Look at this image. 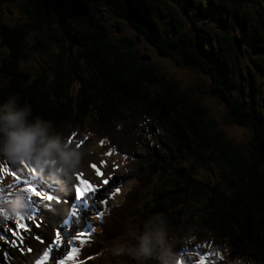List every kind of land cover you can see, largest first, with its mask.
I'll use <instances>...</instances> for the list:
<instances>
[{"label": "trees", "instance_id": "16d2710c", "mask_svg": "<svg viewBox=\"0 0 264 264\" xmlns=\"http://www.w3.org/2000/svg\"><path fill=\"white\" fill-rule=\"evenodd\" d=\"M150 1L165 5L163 13L174 16L164 0H0V103L13 97L17 106L27 105V120L46 121L47 134L68 144L96 135L95 147L105 154V166L118 169L120 183L111 185H125L117 188L118 201L104 208L98 204L103 211L90 214L88 235L72 240L77 252L71 264H135L126 255L112 256L109 247L134 242L130 230L154 214L167 225L181 264H201V256L203 264H264V99L257 106L242 96L240 83L247 75L239 66L243 55L232 43V37H239L223 36L216 43L210 36L193 42L189 34L184 38L175 30L171 35L169 30L177 24L170 18L163 28L153 26ZM177 1L180 6L191 4ZM204 2L217 6L221 14L226 7L229 13L221 20L234 23L251 20L249 13H242L247 3L258 6L262 16L253 30L258 31V47L249 36L247 41L264 55L261 0ZM92 3L117 16L115 30L126 19L135 27L144 26L138 39L153 43L160 55L201 69L211 67L216 92L229 101L233 123H247L255 131L251 148L228 138L200 98L142 59L145 55L132 51L138 39L114 38L110 26L92 13ZM133 6L142 9L138 8L141 17L133 13ZM5 9L15 10L17 17L6 20ZM145 9L150 13H143ZM33 55L39 62H28ZM261 61L264 56L252 63L264 74ZM30 161L0 158V168L10 172L9 163H16L18 172L23 162L27 171ZM14 183L19 195L8 197L13 187L0 190V235L8 241H20L27 234L17 230L23 232L21 239L6 231L9 226L15 230V219L8 221L4 215L8 202L20 197L25 208L16 216L34 214L28 194H20L21 184ZM98 236L102 241L95 245ZM0 246L4 249L5 242Z\"/></svg>", "mask_w": 264, "mask_h": 264}, {"label": "rangeland", "instance_id": "374dc122", "mask_svg": "<svg viewBox=\"0 0 264 264\" xmlns=\"http://www.w3.org/2000/svg\"><path fill=\"white\" fill-rule=\"evenodd\" d=\"M144 1L146 2V0ZM165 1L171 7V9L168 11L174 16H166L162 11L164 8H166V6L163 5V8L162 5H160L158 2L153 3L150 1L149 3H147V7L151 9L153 14V26H159L163 28V26L166 25L167 20L172 18L171 23L177 24V26L169 30V33L171 35L175 34V30L182 33L184 35V38H187L189 34V38H191L193 42L198 39L201 40L204 36L205 38L210 36L211 39L215 38L216 43L218 42V39H221L223 36H238L239 39H236L237 43L234 42L235 38L232 37V43L235 47V52L240 54V56L243 55L240 59L239 66L243 74L244 72H246L245 75H247L245 79H241L240 83L242 85V96L247 104L253 103L250 93L254 92L253 89H255L258 85L261 90L259 95L264 99V74L259 71L258 68L255 67V65L252 63L253 61H256L258 63V59H260L261 56H264L261 52H258L257 48H255L254 45H252L253 42L256 43L258 41V31H253L256 27L255 21L259 20V18L262 16H258V6L256 7L252 3H247L248 6L243 7L242 13H249L250 15L246 16L251 17V20L249 21L244 19L243 21H241L240 19L237 21V23H234L232 21L224 22L221 20L222 14L228 15L229 13V10H227L226 7L221 14L220 12L216 11L217 6H204V0H200V2L198 3L200 6H197L195 4L193 6L191 5L196 0H190L191 4L185 2V5L183 4V6L178 5L176 3L178 2L177 0ZM261 2L264 7V0H261ZM90 9L92 13H94L96 16H99L106 25L110 26L109 29L112 30L114 38L122 39L124 37L129 38L131 36H134L137 40V36H142V33L139 32V30H142L144 26L139 24L138 27H135V25H131V23H129L127 19L121 20V22L118 24L119 29L115 30L114 26L116 25L115 22L117 16L111 14L106 6L95 4L93 5L92 3L90 4ZM135 10L141 17V12H139V9L135 7ZM248 10L250 12H248ZM5 11L6 14L4 15L6 16V20L17 17L18 13L15 10H12L11 12L10 10L5 9ZM232 11L234 10L230 9L231 13ZM147 12L150 13V11ZM200 12H203L205 16H201ZM235 12L236 11H234L232 14H234ZM143 13H145V11ZM229 23H233V26L229 27ZM247 36H249V39L251 41L253 40V42L249 43V41H247ZM256 46L258 47V43H256ZM130 49L132 51H138L141 54L145 55L146 57H142V59L145 58L149 61H152L155 65L159 66L160 69L165 72L170 78L176 79L179 85L182 88L186 89L189 93H191L193 97L200 98L201 103H203L209 109V114L211 115V117L216 120L218 124L217 126L222 128L228 138L233 140L235 143H239L247 150L251 148V135H253L252 129L247 123L237 125L231 120V108L227 101L222 98V93L216 92L215 86L218 87V85H216V81L212 79L213 71L211 70V67L206 65L208 69H205L204 66L203 69H201L200 66H193V64H190L187 61L181 62L176 58L160 55L157 50L158 48H156L153 43H150L144 39H138L134 47H131ZM175 54L179 55L178 52H175ZM29 60V63H37L39 62V56L37 57L36 55H33ZM205 61L207 64V60ZM261 62L263 63V61ZM258 98V95H253V99L256 101V104L263 103L262 99ZM257 106L260 105L258 104ZM96 140V135H90L88 140L86 141V144L82 145L78 150L81 151L82 156L86 155L88 157L96 158L97 160H99V163L101 164L100 170L102 171V173H104L105 175L108 173H112L113 179L108 185H104L100 188V190H98V198L90 200V207L87 212V221L83 220L82 217H77L76 219L79 221V225L67 226L65 228V231L61 235V244L59 248L51 249L49 251L48 257L42 260L41 257L44 256V249L48 247V244L51 241L50 239L49 241L43 243L39 241L33 243V241L35 240V237L41 232L45 236L51 238L53 232L56 230L57 224L59 223V219H57L56 221H50L47 218L37 216L36 220L42 221V227L36 228L34 225L30 224L29 227H26L22 230L27 233L26 237L18 241L16 246H11L10 243H5L6 247L4 249L3 246H0V264H37L38 261L39 264H57V261H63V264H71L69 262L71 257L65 260V256L70 252L71 248L75 247L71 240H75L76 242L80 241V238L76 237L77 232H89L88 230L83 229L86 226L88 227V229H91L88 226L89 224H91V222L89 221L90 213L93 216L99 215L100 213L98 214L97 210L103 211L104 207L111 204V200L117 202L118 191H116V189L118 187L119 189H123V187L125 186L122 184L112 188L111 185H117L120 183V180L117 178L118 169L113 165L105 166V164L108 162L107 158L105 154H101L99 146L95 147ZM76 142L77 141L70 142L74 144L72 147H77ZM100 160L103 163H101ZM30 164L31 167L29 168V170H32L35 173L34 176H31L33 183L35 185L36 183L43 185L44 188L48 190V194H52L54 196H67L69 194H74L71 184L69 183V180L73 179L74 172H66L64 174H59L57 178H52L48 175L46 169L38 168L32 160L30 161ZM109 167H113L114 171H108L106 168ZM77 171L81 172V166ZM7 173H9L7 169L2 170V168H0V190H3L7 187H13L14 192L9 194L8 197L19 195L17 190L18 184H15L10 174ZM75 182L76 181H74V183ZM3 183L6 184L4 185ZM19 186H21L20 194H23V185L21 184ZM99 200H105L106 203L101 204ZM49 203L51 202L40 200L39 206L41 209H43L44 205ZM92 205H94V208L92 207ZM70 206V203L59 204V207L65 209V211H67ZM68 218L70 219L71 217L69 216ZM100 239H102V237L98 236L94 240V244L97 245V243H100L102 241ZM56 252H59V254L56 255Z\"/></svg>", "mask_w": 264, "mask_h": 264}, {"label": "clouds", "instance_id": "9594fccd", "mask_svg": "<svg viewBox=\"0 0 264 264\" xmlns=\"http://www.w3.org/2000/svg\"><path fill=\"white\" fill-rule=\"evenodd\" d=\"M29 111L27 105L17 106L13 97L0 103V158L31 159L52 178L77 171L82 163L81 152L59 136L48 135L46 121L39 117L27 120ZM24 208L21 198L15 197L8 202L4 215L8 221L14 220L17 213L23 214ZM160 217L154 214L144 219L138 228L130 230L134 242L115 243L109 247L110 254L126 255L135 264L149 260L155 264H177L167 225Z\"/></svg>", "mask_w": 264, "mask_h": 264}, {"label": "snow or ice", "instance_id": "6c2138e0", "mask_svg": "<svg viewBox=\"0 0 264 264\" xmlns=\"http://www.w3.org/2000/svg\"><path fill=\"white\" fill-rule=\"evenodd\" d=\"M9 163V162H8ZM103 163V162H101ZM12 165V169L9 173L15 177L14 182L22 184L23 190L28 194V199L32 201L33 208L31 211L34 213L33 215H17L15 217V230H13L12 226H9L6 231H10L13 237L23 238V232L17 230H23L29 226V224L34 225L36 228L42 227V221H37L36 217L47 218L50 221H56L59 219V223L56 226V230L53 232L52 237L45 236L42 232L35 237L36 241L41 243L49 241L48 247L44 249V256L41 259H46L48 257L49 251L51 249H58L61 244V235L65 231V228L69 225H79V221L76 219L77 217H82L83 220L87 221V212L90 207V200L98 198V190L104 186L108 185L110 181L113 179L112 173L104 174L102 171L96 166V164H91V169L94 170V174L96 179L95 183L89 182L86 177V174L83 172H74L73 179L76 181L71 185L73 189V194H69L67 196H54L52 194H48V190L44 188L43 185H40L38 188L30 179L31 176H34L35 173L32 170L25 171L26 165L23 162H19V165L24 166L20 168V170L16 171V163H9ZM119 191V189H116ZM36 198L39 200L51 202L49 204H45L44 208L41 209L39 203ZM101 204H105V200L100 201ZM70 203V207L65 211V209L60 208L59 204ZM94 208V205H92ZM99 214V210H97ZM71 217L70 219L68 217ZM22 220H26L29 224L22 223ZM51 226V225H50ZM87 232H77L76 237L81 238L87 236ZM0 241H4L5 243H10L12 246H16L18 243L17 239H12L11 241L6 240L4 235H0ZM81 243L83 240L81 239ZM77 252L76 248H72L70 252L65 256V260L70 258ZM59 252H56L58 255ZM204 262V257L201 256V264ZM39 264V261L37 262ZM57 264H63V261H57ZM177 264H181V261L178 259Z\"/></svg>", "mask_w": 264, "mask_h": 264}, {"label": "bare ground", "instance_id": "6f19581e", "mask_svg": "<svg viewBox=\"0 0 264 264\" xmlns=\"http://www.w3.org/2000/svg\"><path fill=\"white\" fill-rule=\"evenodd\" d=\"M135 6H133V12L136 15H138V13L135 10ZM91 164H96V166L100 169L101 164L99 163V160H97L96 158H91V157H88L86 155H83L82 156V163L80 165L81 166V172L86 174L85 178H87L89 180V182L95 183L97 178L95 177L94 170L91 169V167H90ZM106 169L108 171H111V170L114 171L113 167H109ZM76 172H78V171H76Z\"/></svg>", "mask_w": 264, "mask_h": 264}, {"label": "flooded vegetation", "instance_id": "af4514ba", "mask_svg": "<svg viewBox=\"0 0 264 264\" xmlns=\"http://www.w3.org/2000/svg\"><path fill=\"white\" fill-rule=\"evenodd\" d=\"M196 1L199 2L200 0H196ZM196 1H194L193 4L197 5V2H196ZM204 1H205V0H204ZM204 1H203V2H204ZM164 3L167 4V2H166L165 0H164ZM176 3L179 5V2H176ZM225 3H226V5H228V2H225ZM167 5H168V4H167ZM138 8H140V7L138 6ZM140 9H141V8H140ZM141 10H142V9H141ZM144 11H145V13H148L147 11H149V10H148V9H145ZM187 15H188V14H187ZM212 79H214V78L212 77ZM253 91H254V92H251L250 95L252 96V102H253V104H256V103H255L256 101L253 99V95L256 94V95L259 96V93H260V92H258V87H257V86H256L255 89H253ZM258 99H260V97H259ZM227 103L229 104V101H227ZM259 127H260V126H259ZM254 132H255V131L252 130V134H254ZM252 136H253V135H252Z\"/></svg>", "mask_w": 264, "mask_h": 264}, {"label": "water", "instance_id": "95a60500", "mask_svg": "<svg viewBox=\"0 0 264 264\" xmlns=\"http://www.w3.org/2000/svg\"><path fill=\"white\" fill-rule=\"evenodd\" d=\"M234 40H235L234 42L237 43L236 38H235ZM87 140H88L87 137H82V138H80V139L77 140V142H76L77 147H74V148L79 149L82 145L86 144V141H87ZM69 145L72 147L74 144H73V143H70Z\"/></svg>", "mask_w": 264, "mask_h": 264}]
</instances>
